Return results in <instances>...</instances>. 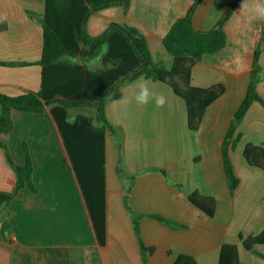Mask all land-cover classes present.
Returning <instances> with one entry per match:
<instances>
[{
	"label": "crops",
	"instance_id": "obj_1",
	"mask_svg": "<svg viewBox=\"0 0 264 264\" xmlns=\"http://www.w3.org/2000/svg\"><path fill=\"white\" fill-rule=\"evenodd\" d=\"M53 1L0 0V17H6L8 25L0 32V62L29 63L0 65V95L18 97L33 91L40 92L44 102H96L141 62L119 32L111 34L107 54L91 62L94 50L83 51L71 29L78 30L87 5L100 0H69L62 11L54 9ZM233 1L203 0L193 17L195 28L213 29ZM247 2L249 9L241 10V0L225 24L226 47L205 54L192 70L193 86L226 87L207 108L196 132L188 128L185 101L168 85L145 77L117 89L107 103L106 117L115 134L92 127L97 115L93 107L54 104L41 113L11 111L12 129L0 139L15 164L24 165L30 158L36 192L25 188L0 210V264H174L183 254L198 264H219L224 244L237 245L242 263L264 264V258L245 249L240 239L264 231V170L249 166L243 155L249 143L264 146L262 104L254 102L237 128L243 136L231 154L239 178L234 194L222 151L246 96L259 45L263 72L257 91L264 99V19L255 15V0ZM192 4L193 0H130L128 9L117 5L92 14L87 33L100 36L112 23L134 27L146 38L153 61L170 69L173 57L164 38ZM28 12L41 15L65 48L83 62L39 65L43 27ZM142 81L165 95L163 108L154 102L136 103V85ZM16 181L0 147V191L12 192ZM195 191L216 199L214 217L189 202ZM133 215L141 216L143 244L155 249L146 263ZM256 251L264 254V245Z\"/></svg>",
	"mask_w": 264,
	"mask_h": 264
},
{
	"label": "trees",
	"instance_id": "obj_2",
	"mask_svg": "<svg viewBox=\"0 0 264 264\" xmlns=\"http://www.w3.org/2000/svg\"><path fill=\"white\" fill-rule=\"evenodd\" d=\"M202 2L203 0H193V4L188 14L178 19L164 38V46L167 52L173 57V65L170 69H166L162 64L153 61L146 38L134 27L112 23L100 36L91 37L87 33V22L92 14L117 5H123L128 9L130 0H100L88 4L84 11L79 29L77 30L75 27L71 29L72 36L82 44L83 51L91 52V50H94L93 56H97L103 43L107 42L109 45L111 34L113 32H119L124 37L133 53L139 58L141 62L140 66L113 84L96 102L71 101L65 99H53L44 102L41 93L33 91L26 92L18 97L0 95V106L3 110V113L0 116V136L3 133L10 132L12 129L13 123L11 119V111L13 109L29 113H41L47 106L54 104L61 105L65 108L93 107L96 109L97 115L96 118L91 120L92 127L95 130H109L111 133L115 134L114 128L108 122L106 117V105L117 89L140 77L152 79L171 87L175 94L182 98L186 103L189 130L193 132L198 131L207 108L225 93L226 87L223 84L213 85L209 88L195 87L191 84L192 70L195 65L202 61L205 54H216L226 47L227 35L225 32V24L231 18L241 0H234L217 26L208 31L197 30L193 24L194 14ZM68 3L69 0H54V9L56 11H62L67 7ZM28 14L37 19L43 27V53L38 64L41 66L55 63L69 64L67 61L62 62L60 57L64 53H74L69 52L65 48L57 33L48 25L41 15L33 12H28ZM7 30V23H0V32ZM261 52L262 50L259 45L254 54L251 80L246 96L234 115L222 144L224 166L232 194H234L238 187L239 178L236 174L231 154L236 150L243 136L241 133L237 134V128L254 102H259L264 106V99L257 91V84L260 82L261 74L263 72L260 65ZM28 64L29 63L0 62V65L5 66H20ZM0 147L4 149L8 162L13 167L17 179L15 189L12 192L0 191L1 210L23 189L29 188L32 192H36V188L32 182L33 165L30 158L27 159L24 165H17L13 162L7 145L3 143L1 139ZM243 155L249 166L264 170L263 145L249 143L245 147ZM121 165L122 161H120V167ZM122 172L123 170L121 167L119 169V174H122ZM163 174L165 175L166 173L163 172ZM188 199L193 206L207 216H215L217 202L214 197L206 196L195 191L188 196ZM154 217L164 224L172 225L170 221L161 216L154 215ZM140 219L141 216L133 215L135 231L146 263L148 256L154 253L155 249L148 248L143 244L139 234ZM7 227L8 225H4L3 230L5 231ZM240 239L245 249L254 251L256 254L264 258V254L256 251L257 246L264 245V231L259 235L247 238L240 236ZM174 264H198V262L194 257L183 254L177 258ZM219 264H245L239 259L237 245H223Z\"/></svg>",
	"mask_w": 264,
	"mask_h": 264
},
{
	"label": "clouds",
	"instance_id": "obj_3",
	"mask_svg": "<svg viewBox=\"0 0 264 264\" xmlns=\"http://www.w3.org/2000/svg\"><path fill=\"white\" fill-rule=\"evenodd\" d=\"M242 9H249V4L247 0H243V3L241 4V10ZM253 10L257 17L264 19V0H255ZM4 20H6V17H0V23L4 22ZM108 49H109L108 43L107 42L103 43L101 45L99 54L91 62L93 63L99 62L102 59V57L107 54ZM60 60L62 62L67 61L71 66H77L78 64L83 62V58H81L79 55L68 54V53L62 54ZM136 87L138 90L135 92L134 99L138 105L146 106L149 103L154 102L157 108H163L167 103V98L165 97V95L163 93L153 91L150 88L148 82L146 81L139 82L136 85ZM67 122L73 123L74 120L69 119Z\"/></svg>",
	"mask_w": 264,
	"mask_h": 264
},
{
	"label": "rangeland",
	"instance_id": "obj_4",
	"mask_svg": "<svg viewBox=\"0 0 264 264\" xmlns=\"http://www.w3.org/2000/svg\"><path fill=\"white\" fill-rule=\"evenodd\" d=\"M121 167H122V170L124 171V167H123V165H121ZM121 167H120V162H119L118 165H117L118 172H119V169H120ZM124 172H125V171H124Z\"/></svg>",
	"mask_w": 264,
	"mask_h": 264
},
{
	"label": "water",
	"instance_id": "obj_5",
	"mask_svg": "<svg viewBox=\"0 0 264 264\" xmlns=\"http://www.w3.org/2000/svg\"><path fill=\"white\" fill-rule=\"evenodd\" d=\"M218 28H219V26H218Z\"/></svg>",
	"mask_w": 264,
	"mask_h": 264
}]
</instances>
